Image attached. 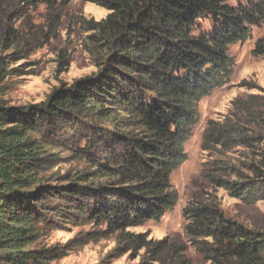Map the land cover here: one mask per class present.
<instances>
[{
  "label": "trees",
  "instance_id": "obj_1",
  "mask_svg": "<svg viewBox=\"0 0 264 264\" xmlns=\"http://www.w3.org/2000/svg\"><path fill=\"white\" fill-rule=\"evenodd\" d=\"M82 1L109 12L100 21L78 18L97 71L40 103L13 106L5 96L14 66L58 38L72 0H22L14 10L0 0V264L59 259L61 247L40 241L68 224L92 226L94 239L116 236L125 252L156 257L167 248L166 240L130 230L159 223L177 205L171 178L187 161L200 103L233 76L230 47L264 27V0ZM252 54L264 58V34ZM68 60L61 49L59 64ZM260 92L235 99L222 121L208 122L202 140L209 186L246 204L264 201ZM207 195L183 209L207 264H264V232L228 217ZM170 247L167 264H192L184 248Z\"/></svg>",
  "mask_w": 264,
  "mask_h": 264
},
{
  "label": "rangeland",
  "instance_id": "obj_2",
  "mask_svg": "<svg viewBox=\"0 0 264 264\" xmlns=\"http://www.w3.org/2000/svg\"><path fill=\"white\" fill-rule=\"evenodd\" d=\"M4 7L14 10L22 0H2ZM240 0H228L235 6ZM108 11L95 4L72 0L62 10L63 20L60 33L49 46L37 51L26 61L17 66L18 71L7 82L5 99L13 106L37 104L44 101L55 88L63 83L93 75L97 69L83 49L86 33L80 29L78 18H94L100 21ZM204 29L209 25L204 22ZM4 31V18L0 12V38ZM264 34V27H252L250 38L244 44L230 47V55L236 65L229 83L200 103V121L193 131V136L185 145L187 161L173 173L171 183L178 193L175 208L159 222H149L143 227L131 229L136 234H149V239L166 240L165 248L158 256L152 257L145 249L125 252L118 248L116 236L94 239L90 235L94 229L86 224L71 225L66 228H53L41 238V246H57L63 251L62 256L49 264H167L171 256V247L184 248V255L192 264H207L205 258L194 247L186 231L188 222L183 217L184 207L193 199L203 201L213 193L224 213L239 223L264 232V201L246 204L241 199L232 197L226 190L213 191L206 180V163L211 159L202 149L203 134L209 121H222L228 114L232 102L250 94H259L264 89V58L252 54L255 42ZM67 49L68 64L58 62V53ZM26 63L23 67H19ZM235 156V154H231ZM73 168L82 163H73ZM71 166H67L71 167Z\"/></svg>",
  "mask_w": 264,
  "mask_h": 264
}]
</instances>
